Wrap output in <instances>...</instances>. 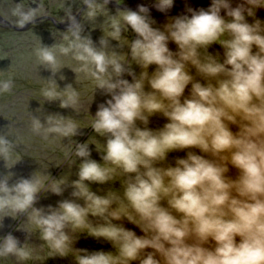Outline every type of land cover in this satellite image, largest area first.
<instances>
[{
    "label": "clouds",
    "instance_id": "1",
    "mask_svg": "<svg viewBox=\"0 0 264 264\" xmlns=\"http://www.w3.org/2000/svg\"><path fill=\"white\" fill-rule=\"evenodd\" d=\"M109 2L80 0L85 21L66 3V43L40 42L35 52L37 71L50 73L42 78L44 101L80 111L81 93L57 83L64 68L93 82L92 102L97 92L106 97L90 125L103 141L100 160L91 144L74 139L83 132L73 118L32 115L33 134L70 142L63 162L79 163L76 179L34 171L10 183L14 173L0 176V223L29 218L47 246L44 259L74 251L75 264H264V0L199 7L186 0L173 16L175 0L117 7L114 14ZM33 4L11 9L17 28L47 18L44 5ZM152 9L170 22L156 26ZM102 17L107 35L94 41L85 24ZM129 29L134 38L122 54ZM12 87L10 79L0 82V92ZM153 117L165 122L150 127ZM14 150L0 135L7 169L21 160ZM69 189L55 207L36 206L40 194L62 197ZM80 234L111 250L75 248ZM7 258L29 261L34 250L8 233L0 237V259Z\"/></svg>",
    "mask_w": 264,
    "mask_h": 264
},
{
    "label": "rangeland",
    "instance_id": "2",
    "mask_svg": "<svg viewBox=\"0 0 264 264\" xmlns=\"http://www.w3.org/2000/svg\"><path fill=\"white\" fill-rule=\"evenodd\" d=\"M42 3L47 10V18L38 19L36 24L28 25L23 29L15 26V17L11 16V9L17 4H23L35 7L33 0H0V82L5 80L12 81V90L10 92H0V135L7 136L15 145L14 159L21 160L11 169L5 168L4 161L0 160V176L7 174L9 171L14 173L10 183L20 177L28 178L36 171V174L49 173L53 178L58 179H76L79 163L68 161L63 162V149L70 142H50L44 140L41 136L35 135L31 131V116L36 115L45 117L47 114L59 113L69 116L82 128L83 135L75 137L78 142L91 144L92 158L97 161L100 156L96 150L103 151V141L93 130L90 125L98 103L103 102L106 97L96 93L92 102V81L85 79L81 75L75 74L68 68L61 70L65 79L60 80L57 76V83L60 88L65 84L72 83L73 86L81 93V109L78 113H73L69 109H61L58 102H46L42 96V89L48 87L47 79L50 73L43 68L37 71L38 63L36 57V48L42 42L45 45L64 44L63 37L66 35V24L63 23L65 17V5L72 4L73 12L77 13V18L82 21L86 20L84 14L78 13V9L84 6L80 0H36ZM154 0H123L121 5H116L115 0H110L108 4L109 11L115 13L117 7L130 8L135 10L137 5H151ZM186 0H175L174 7L169 16L179 14L183 11ZM187 3L193 7L207 6L209 0H187ZM152 17L157 21L156 26H163L170 22L165 20L164 14L151 10ZM259 15L264 17V10ZM100 18L96 23L85 24V31L90 32L94 41H98L101 35H107V27ZM134 33L129 29L125 33V38L120 42L123 47L122 54L127 52V41L133 39ZM115 45V41L112 42ZM171 48L175 45L170 44ZM218 47V46H217ZM62 62L70 68L75 67V62L69 58H61ZM152 70L151 68L149 69ZM136 71H148V69L136 68ZM44 78V79H42ZM130 79V78H129ZM92 102V104H91ZM165 121L153 117L150 127H159ZM175 155V154H172ZM182 155V153L180 154ZM75 157H73V161ZM7 166V162H6ZM107 166V165H105ZM116 188L120 187L119 183H114ZM98 187L92 185L95 191ZM65 191L64 195L56 196L51 193H42L37 207H55L61 199L69 197V192ZM127 227L134 226L126 224ZM78 232L80 230H77ZM138 231V230H136ZM29 233V236L27 233ZM11 233L24 243L27 240V246L34 250V258L29 261H18L15 258L0 259V264H75L76 253L70 252L68 257H50L46 258L47 246L42 241L39 231L29 218L18 217L13 219L6 217L0 223V237ZM74 247L77 249L104 250L110 251L111 245L97 241L85 234H80L79 239L75 242Z\"/></svg>",
    "mask_w": 264,
    "mask_h": 264
}]
</instances>
